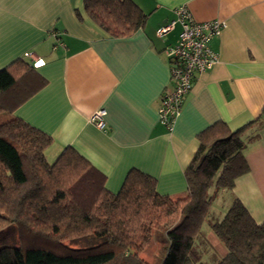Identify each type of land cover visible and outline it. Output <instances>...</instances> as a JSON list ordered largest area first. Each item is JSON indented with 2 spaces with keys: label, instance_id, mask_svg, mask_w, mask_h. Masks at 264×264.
<instances>
[{
  "label": "crops",
  "instance_id": "1",
  "mask_svg": "<svg viewBox=\"0 0 264 264\" xmlns=\"http://www.w3.org/2000/svg\"><path fill=\"white\" fill-rule=\"evenodd\" d=\"M133 1L148 20L133 35L117 38L89 18L84 0H0V69L20 57L42 60L35 69L47 84L13 115L53 138L45 152L50 163L72 147L106 175L105 186L114 193L135 168L156 178L160 194L180 195L201 131L218 120L238 129L262 115L264 0ZM183 5L195 20L225 26L210 42L218 63L196 75L170 131L159 121L158 106L173 87L165 49L177 43L181 26L164 36L157 28ZM100 110L104 128L92 121ZM252 136L244 149L250 170L232 189L217 192L211 207L216 217L238 198L257 222L264 221V123L248 128L245 137ZM203 230L212 255L224 256L227 250L209 226Z\"/></svg>",
  "mask_w": 264,
  "mask_h": 264
},
{
  "label": "trees",
  "instance_id": "2",
  "mask_svg": "<svg viewBox=\"0 0 264 264\" xmlns=\"http://www.w3.org/2000/svg\"><path fill=\"white\" fill-rule=\"evenodd\" d=\"M84 8L117 38L133 35L148 20L133 0H84ZM46 84L23 57L0 69V114H9L0 124V229L14 223L56 248L2 244L0 264H151L141 254L155 230L167 234L161 264H209L204 224L227 250L214 264H264V221L257 222L238 198L221 217L211 215L217 192L232 189L249 172L244 149L256 136L245 134L263 125L264 110L238 129L218 120L197 135L185 193L162 195L156 178L135 168L114 193L105 186L106 175L72 147L50 163L45 152L53 138L13 115Z\"/></svg>",
  "mask_w": 264,
  "mask_h": 264
},
{
  "label": "built area",
  "instance_id": "3",
  "mask_svg": "<svg viewBox=\"0 0 264 264\" xmlns=\"http://www.w3.org/2000/svg\"><path fill=\"white\" fill-rule=\"evenodd\" d=\"M174 14L173 19L157 28V34L164 36L177 25L181 26L177 43L165 49L170 62L173 87L161 96L158 106L159 121L170 131L193 87L196 75L210 70L218 63L219 54L210 46V42L222 33L225 26L220 20H195L184 5L175 8ZM24 56L31 57L33 54L26 52ZM39 62L42 60H34L32 64L38 66ZM104 113V110H100L92 117V121L100 128L105 127Z\"/></svg>",
  "mask_w": 264,
  "mask_h": 264
},
{
  "label": "rangeland",
  "instance_id": "4",
  "mask_svg": "<svg viewBox=\"0 0 264 264\" xmlns=\"http://www.w3.org/2000/svg\"><path fill=\"white\" fill-rule=\"evenodd\" d=\"M7 115H9L8 112L0 114V124L7 120ZM2 244L20 246L25 248H56L51 243H46L43 240L34 239L31 236L21 233L18 226L14 223H10L6 225V227L0 229V245ZM167 245L168 240L166 231L155 230L150 244L142 252L141 257L151 264H161L166 253ZM204 246L205 245H202L201 248H203ZM201 250L203 251V249ZM206 250L208 252H205L203 254V259L206 260L209 264H214L216 262L214 261V259L217 258V255L215 253L214 256L212 255V249L208 245H206ZM209 255H211V257H209Z\"/></svg>",
  "mask_w": 264,
  "mask_h": 264
}]
</instances>
